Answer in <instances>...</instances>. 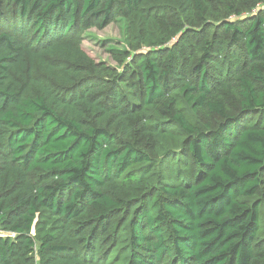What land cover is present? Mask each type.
<instances>
[{
  "label": "trees",
  "instance_id": "obj_1",
  "mask_svg": "<svg viewBox=\"0 0 264 264\" xmlns=\"http://www.w3.org/2000/svg\"><path fill=\"white\" fill-rule=\"evenodd\" d=\"M124 20L116 66L83 34ZM0 264H264V0H0Z\"/></svg>",
  "mask_w": 264,
  "mask_h": 264
},
{
  "label": "rangeland",
  "instance_id": "obj_2",
  "mask_svg": "<svg viewBox=\"0 0 264 264\" xmlns=\"http://www.w3.org/2000/svg\"><path fill=\"white\" fill-rule=\"evenodd\" d=\"M128 26L124 20L111 24L104 30L91 29L83 34L84 47L94 57L106 61L114 66L113 49L123 50L127 48ZM5 233V232H2ZM7 233L0 236L6 237Z\"/></svg>",
  "mask_w": 264,
  "mask_h": 264
},
{
  "label": "water",
  "instance_id": "obj_3",
  "mask_svg": "<svg viewBox=\"0 0 264 264\" xmlns=\"http://www.w3.org/2000/svg\"><path fill=\"white\" fill-rule=\"evenodd\" d=\"M7 236H11V235H7ZM2 237H4V236H2Z\"/></svg>",
  "mask_w": 264,
  "mask_h": 264
}]
</instances>
